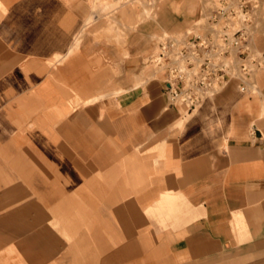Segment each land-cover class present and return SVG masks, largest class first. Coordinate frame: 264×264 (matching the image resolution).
Here are the masks:
<instances>
[{"label": "crops", "instance_id": "0c3cea01", "mask_svg": "<svg viewBox=\"0 0 264 264\" xmlns=\"http://www.w3.org/2000/svg\"><path fill=\"white\" fill-rule=\"evenodd\" d=\"M115 2L0 0V264H264V67L168 106Z\"/></svg>", "mask_w": 264, "mask_h": 264}, {"label": "built area", "instance_id": "2783aa9c", "mask_svg": "<svg viewBox=\"0 0 264 264\" xmlns=\"http://www.w3.org/2000/svg\"><path fill=\"white\" fill-rule=\"evenodd\" d=\"M256 1L210 0L202 23L159 36L148 62L166 73L162 88L168 106L192 111L232 81L238 92H254L252 76L264 67V52L249 46Z\"/></svg>", "mask_w": 264, "mask_h": 264}, {"label": "rangeland", "instance_id": "374dc122", "mask_svg": "<svg viewBox=\"0 0 264 264\" xmlns=\"http://www.w3.org/2000/svg\"><path fill=\"white\" fill-rule=\"evenodd\" d=\"M90 0H85L86 5H88ZM205 1V2H204ZM94 2V1H93ZM210 0H116L113 7L107 6L105 9H113L118 11V13L125 18L133 17V21H130L128 24L130 27L137 25L139 22H148V21H157L160 16L161 7L164 4H169L174 12H180L182 10H186L188 14H193V19L196 20L200 17H203L207 14L210 8ZM258 4L256 12L253 17V25L250 34V41L252 39H257L264 43V0H257ZM259 2V3H258ZM191 21H184L181 24H178L177 27L166 29L163 27L162 30L159 31L157 37L153 38V44L156 45V42L164 33L174 32L177 34H181L182 32L192 30L193 23ZM113 26H117V24H113ZM163 26V25H162ZM192 28V29H191ZM121 29V27L119 28ZM148 58H146V61ZM148 63V61H147ZM149 79V78H142Z\"/></svg>", "mask_w": 264, "mask_h": 264}, {"label": "bare ground", "instance_id": "6f19581e", "mask_svg": "<svg viewBox=\"0 0 264 264\" xmlns=\"http://www.w3.org/2000/svg\"><path fill=\"white\" fill-rule=\"evenodd\" d=\"M205 2V1H204ZM259 3V2H258ZM258 5V4H257ZM258 7V6H257ZM256 12V11H255ZM192 29V28H191ZM145 64L147 65V61H145ZM151 67V66H150ZM152 68V67H151ZM153 69V68H152Z\"/></svg>", "mask_w": 264, "mask_h": 264}]
</instances>
